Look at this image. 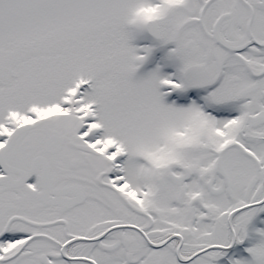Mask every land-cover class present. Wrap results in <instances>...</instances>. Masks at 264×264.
<instances>
[{
  "label": "snow or ice",
  "instance_id": "snow-or-ice-1",
  "mask_svg": "<svg viewBox=\"0 0 264 264\" xmlns=\"http://www.w3.org/2000/svg\"><path fill=\"white\" fill-rule=\"evenodd\" d=\"M0 264H264V0H0Z\"/></svg>",
  "mask_w": 264,
  "mask_h": 264
}]
</instances>
